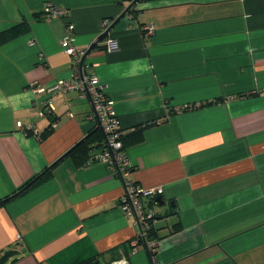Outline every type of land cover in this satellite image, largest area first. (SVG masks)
<instances>
[{
	"label": "crops",
	"instance_id": "crops-1",
	"mask_svg": "<svg viewBox=\"0 0 264 264\" xmlns=\"http://www.w3.org/2000/svg\"><path fill=\"white\" fill-rule=\"evenodd\" d=\"M134 1L0 0V34L9 33L0 39V255L16 250L9 264H264V0ZM48 2L67 14L46 19ZM67 22L124 135L147 124L125 150L134 181L163 188L162 204L144 200L156 237L135 239L138 225L119 206L122 178L93 159L101 146L68 154L102 131L91 98L33 89L71 75ZM49 98L51 114L39 115ZM185 103L193 107L178 109Z\"/></svg>",
	"mask_w": 264,
	"mask_h": 264
},
{
	"label": "built area",
	"instance_id": "built-area-1",
	"mask_svg": "<svg viewBox=\"0 0 264 264\" xmlns=\"http://www.w3.org/2000/svg\"><path fill=\"white\" fill-rule=\"evenodd\" d=\"M43 14L46 19L52 17H64L67 14L65 7L53 3H46L43 6ZM109 25V21H102L103 28ZM144 32L149 35L153 33L154 27L151 23L143 26ZM102 44L108 50L117 47L116 40L105 34L102 37ZM34 43L30 40V44ZM62 49L70 58L72 73L67 78H59L48 88L35 86L34 91L46 90L50 93L75 90L79 95L89 96L93 104L94 117L99 122L104 133V142L100 150L94 155L93 159L101 161L112 172L118 173L124 182V193L120 196L119 206L126 218H134L138 225L136 240L140 237L148 236L150 230L154 226L155 212L152 208L145 206V199H152L157 203L156 198L161 196L163 188L157 187H141L131 177V165L123 144V130L119 125V120L114 110L113 100L104 92L103 86L98 76L93 71H86L83 67V58L86 50L78 47L74 41V23L67 22L65 25V35L60 42ZM46 110H40L39 115L51 114L53 105L51 98L45 101ZM193 107V104L185 103L178 109H186ZM17 125L21 126V122L17 121ZM54 125V123H53ZM135 245V241L132 243ZM150 245L154 250L156 242L150 241ZM125 260H115L110 264H125Z\"/></svg>",
	"mask_w": 264,
	"mask_h": 264
},
{
	"label": "trees",
	"instance_id": "trees-1",
	"mask_svg": "<svg viewBox=\"0 0 264 264\" xmlns=\"http://www.w3.org/2000/svg\"><path fill=\"white\" fill-rule=\"evenodd\" d=\"M127 12H129V13L133 12V6H129L127 8ZM8 36H9V33H7V32L2 33V34H0V39L6 40L8 38ZM101 45L104 46L102 43H101ZM49 117L51 118V122H50V125L48 128L53 126V123L55 122L54 121L55 119L53 118V116L49 115ZM146 125L147 124L134 129L133 131H131V133H128L125 135L123 134L122 140H123L124 148H125V144L132 142V141L142 139V132H143V129L146 127ZM129 137H130V140H128ZM103 140H104V133H102V131L100 129H94L82 141H80L76 146L71 148L68 151V154H75L76 152L83 150L85 152L86 157L91 156L94 150L100 148ZM50 173H51V166L47 167L41 173L37 174L35 177H33L32 179L27 181L25 183L24 187L21 188L20 192L22 193V192L28 190L29 188H31L32 186L40 183L41 181L46 179L50 175ZM8 197L9 196L5 197V200L8 199ZM1 201L2 200L0 199V202ZM149 235L152 237L157 236V232H156L154 226L150 230L148 236ZM16 252L17 251L14 249L5 250L2 253V255H0V264H9L13 260H15L16 259V257H15ZM114 258L115 257H112V259H114ZM96 261H98L97 257H91V258H88V259L80 262L79 264H93Z\"/></svg>",
	"mask_w": 264,
	"mask_h": 264
},
{
	"label": "water",
	"instance_id": "water-1",
	"mask_svg": "<svg viewBox=\"0 0 264 264\" xmlns=\"http://www.w3.org/2000/svg\"><path fill=\"white\" fill-rule=\"evenodd\" d=\"M135 1H136V0H135ZM135 1H134V2H135ZM105 34H106V33H102V34L99 36L98 40H101L102 37H103ZM94 46H95V44L91 45V46L89 47L88 50H91ZM99 127H100V126H99V124H98V125H97V128H99ZM160 199H161L160 196H158V197L156 198L157 202H158L159 204H162L163 201H161ZM93 264H101V263H100L99 261H96V262H94Z\"/></svg>",
	"mask_w": 264,
	"mask_h": 264
}]
</instances>
